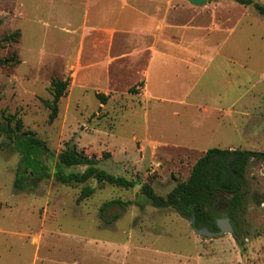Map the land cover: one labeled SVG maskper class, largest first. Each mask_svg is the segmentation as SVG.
I'll return each instance as SVG.
<instances>
[{"label": "rangeland", "instance_id": "1", "mask_svg": "<svg viewBox=\"0 0 264 264\" xmlns=\"http://www.w3.org/2000/svg\"><path fill=\"white\" fill-rule=\"evenodd\" d=\"M53 78L69 84L49 123L42 100ZM2 112L45 141L49 164L70 148L137 184L50 177L19 189L20 155L0 148V264H264L263 160L246 166L230 221L237 236L199 235L188 215L152 206L140 190L149 182L165 196L212 147L264 152V16L252 6L0 0ZM85 185L95 190L77 202ZM229 197L214 202L218 218ZM110 199L133 202L112 207L121 216L104 224L98 209Z\"/></svg>", "mask_w": 264, "mask_h": 264}, {"label": "trees", "instance_id": "2", "mask_svg": "<svg viewBox=\"0 0 264 264\" xmlns=\"http://www.w3.org/2000/svg\"><path fill=\"white\" fill-rule=\"evenodd\" d=\"M238 4L252 6L256 12L264 16V5L256 0H233ZM19 34L15 31L5 37L14 40ZM142 80L139 84H142ZM69 79L53 78L51 80V100H42L49 109L48 122L52 123L58 114V102L65 94ZM130 93H138L135 86L128 89ZM100 103H105L108 96L97 93ZM0 134L8 140L0 143V148L9 147L20 155V163L13 182L14 187L24 189L29 181L37 178L48 179L53 177L60 183H84L90 179L100 184H111L120 187H133L136 180L128 179L106 171L99 166L95 158L77 154L74 149L68 148L56 156L51 165L46 160L48 148L45 141L30 129L23 127L22 120L16 114L1 113ZM251 158L264 161V152L244 148H219L207 149L192 165L190 174L185 181L176 183L168 193L163 196L157 194L149 182L140 186L141 194L148 202L157 208H172L182 216L194 215V227L218 231L217 212L214 202L220 194L229 195L226 200V215L236 224V214L241 205V190L244 181L246 166ZM231 165V166H230ZM95 188L85 185L77 197L79 202L91 196ZM133 201L110 199L103 202L98 209V215L104 224H111L121 216V211H111L118 206L121 209L132 204ZM235 227V226H234ZM233 234L237 236L235 228Z\"/></svg>", "mask_w": 264, "mask_h": 264}, {"label": "water", "instance_id": "3", "mask_svg": "<svg viewBox=\"0 0 264 264\" xmlns=\"http://www.w3.org/2000/svg\"><path fill=\"white\" fill-rule=\"evenodd\" d=\"M187 1L190 2L191 4H194V5H203V4L207 3L208 0H187ZM216 222H217V226H218V231H210V230L203 227V228L196 229V232L199 235L209 236V237H214V236H217L218 234H222V233H232L233 225L231 224L228 217L217 218ZM190 223L194 224V215L193 214L190 217Z\"/></svg>", "mask_w": 264, "mask_h": 264}, {"label": "flooded vegetation", "instance_id": "4", "mask_svg": "<svg viewBox=\"0 0 264 264\" xmlns=\"http://www.w3.org/2000/svg\"><path fill=\"white\" fill-rule=\"evenodd\" d=\"M229 218V217H228ZM230 220V219H229Z\"/></svg>", "mask_w": 264, "mask_h": 264}]
</instances>
